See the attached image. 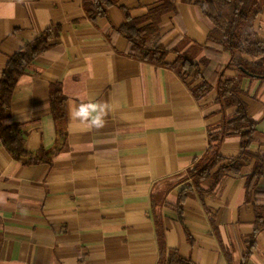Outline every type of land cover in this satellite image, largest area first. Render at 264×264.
I'll return each instance as SVG.
<instances>
[{"label": "crops", "instance_id": "obj_1", "mask_svg": "<svg viewBox=\"0 0 264 264\" xmlns=\"http://www.w3.org/2000/svg\"><path fill=\"white\" fill-rule=\"evenodd\" d=\"M117 1L93 23L83 0H0V80L27 42L61 27L58 42L20 77L10 114L31 153L51 149L58 130L67 134L53 166H25L0 142V264H157L151 196L174 183L166 201L177 204L192 184L189 170L207 151L209 130L224 122L215 93L197 101L191 78L185 82L167 67L130 58L122 37L107 39L127 22L121 6L138 18L159 2ZM202 1L177 0V12L160 26L163 44L185 37L206 44L211 24L198 5ZM256 27L264 41V12ZM176 57L170 54L167 63ZM255 61L264 65V56ZM57 85L67 97V121L58 127L51 111ZM243 89L257 123L250 151L264 154V79H245ZM89 100L109 102L103 128L70 120V104ZM240 146L241 138L231 136L215 151L231 159ZM254 164L250 159L241 174L216 186L214 179L203 182V194L189 190L183 223L164 207L168 246L193 264H228L222 242L233 264H242L257 229L254 205L245 201ZM254 202L264 205V178ZM256 242L248 264H264V231Z\"/></svg>", "mask_w": 264, "mask_h": 264}, {"label": "trees", "instance_id": "obj_2", "mask_svg": "<svg viewBox=\"0 0 264 264\" xmlns=\"http://www.w3.org/2000/svg\"><path fill=\"white\" fill-rule=\"evenodd\" d=\"M117 0H83L86 16L96 23L107 15ZM198 5L211 24L207 42L199 45L188 38L165 45L160 35L163 18L177 12V0H159L143 17L134 18L123 6L127 22L105 34L107 39L122 37L130 45L128 56L132 59L174 71L188 85L194 98L201 101L215 93V102L224 114V122L218 129L209 130V145L203 158L188 172L192 184L182 190L176 205L166 201L175 188L167 183L159 188L152 199V215L156 226L159 261L157 264H193L181 256L179 250L167 243V228L163 215L164 207H171L183 223L184 205L187 192L196 188L203 194L202 183L214 179L215 186L231 175L243 172L250 159L255 160L253 171L245 187V201L252 203L256 212L257 229L247 244L243 263L248 264L257 246L258 235L264 231V205L254 202V195L264 178V154L250 151L257 133V123L251 118L244 100L245 79H264V65L255 60L264 56V41L256 27L257 18L264 12V0H204ZM107 33V32H106ZM60 26H53L42 32L35 40L27 42L23 49L13 55L0 80V142L13 159L25 166L46 164L53 166L56 157L65 149L67 134L58 130L56 142L51 149H40L36 153L28 151L20 134V125L10 114L13 95L20 77L43 53L50 50L61 38ZM175 54L176 60L169 64L167 57ZM251 59V60H250ZM51 111L57 127L67 121V97L60 85L51 89ZM239 136L241 146L236 157L227 159L216 153V147L226 137ZM212 223H215L214 218ZM188 239L191 241L190 235ZM222 252L233 264L232 254L220 242Z\"/></svg>", "mask_w": 264, "mask_h": 264}, {"label": "clouds", "instance_id": "obj_3", "mask_svg": "<svg viewBox=\"0 0 264 264\" xmlns=\"http://www.w3.org/2000/svg\"><path fill=\"white\" fill-rule=\"evenodd\" d=\"M110 111L108 101L81 102L80 104H70L69 118L71 121H78L87 124L89 127L100 129L106 124V117Z\"/></svg>", "mask_w": 264, "mask_h": 264}]
</instances>
